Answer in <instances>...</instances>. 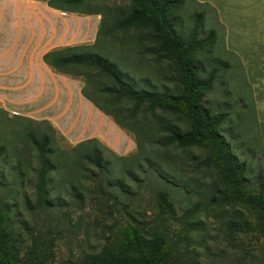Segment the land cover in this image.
<instances>
[{"label":"rangeland","instance_id":"obj_1","mask_svg":"<svg viewBox=\"0 0 264 264\" xmlns=\"http://www.w3.org/2000/svg\"><path fill=\"white\" fill-rule=\"evenodd\" d=\"M132 5L131 0L92 1L91 6L101 11L104 26L90 50L109 57L123 76L139 89L178 93L179 72L173 63L153 51L144 52L147 48H156L150 29L119 27ZM86 8L79 6L80 10ZM202 12L205 19L199 22L198 37L207 42L197 59L205 76L216 70L214 88L207 94L205 105L212 112L228 114L225 133L239 156L247 162L252 183L264 186V114L260 119L244 69L239 59L226 49L225 32L215 11L209 5L185 0L184 9L175 12L177 28L189 38L196 17ZM106 29H111L112 33L106 34ZM212 29L216 34L210 36ZM138 42H142L141 48ZM79 73L78 79L85 83L86 91L99 104L109 107L113 98V109L119 105L134 114L135 124L128 125V129L141 142L140 148L124 159H118L103 143H98L111 161L110 170L123 177L130 188L131 193L122 197L124 204L129 206V213L124 208L113 213V201L103 197L91 179H83L91 173V168L97 174L99 170L90 166L89 172L83 171L84 166L78 162L82 160L84 149L75 147L78 143H71L47 123L38 124L24 117L10 116L0 108V176L6 175L11 184L18 161L26 173L24 188L17 199L20 212L15 219L16 228L26 241L32 234L50 233L57 238L52 264H81L85 254L99 252L113 237L119 219L132 220V215L142 226L167 233L175 245L177 264H264V235L254 215L243 206L222 204V180L216 169L206 163L207 151L197 147L186 151L170 149L165 156L164 149L156 143L164 135L162 124L172 123L187 130L188 121L163 111L152 113L145 107L136 109L126 100L115 102L116 83L111 78L94 77L88 69H81ZM108 89H113V93ZM28 130L37 134L47 131L59 154L58 160L66 164L59 174L56 173L51 185L53 197L56 199L61 195L63 198L61 210L32 212L25 207L24 192L33 201L36 199L39 170L37 150L27 135ZM108 139L115 143L113 134ZM159 152L161 156L158 157ZM148 156L162 166L172 182L158 176L155 165L151 166L147 161ZM4 157H7V163ZM123 168L130 169L133 177L121 172ZM74 184L81 187L82 196L74 193ZM160 190L171 194L174 213H165L158 208L157 193ZM0 193L4 195L2 186ZM190 211L193 212L187 221ZM20 219L23 224L19 223Z\"/></svg>","mask_w":264,"mask_h":264},{"label":"trees","instance_id":"obj_2","mask_svg":"<svg viewBox=\"0 0 264 264\" xmlns=\"http://www.w3.org/2000/svg\"><path fill=\"white\" fill-rule=\"evenodd\" d=\"M92 1L94 0H48V4L66 12L101 14L100 10L91 6ZM131 1L132 9L122 19L119 27L124 29L147 27L150 29L156 48L155 50L147 48L144 52L151 53L153 51L173 63L179 72L180 91L178 93L137 88L123 76L116 63L109 57L92 52L90 45L52 50L45 54V62L55 72L73 78L79 77L81 69L91 70L94 77L107 76L116 83L115 102L126 100L128 103H133L136 109L145 107L152 113L163 111L178 115L188 121L187 130L172 123L162 124L161 132L164 135L156 143L164 149V155L166 156L170 149L186 151L197 147L206 150L208 153L206 163L216 169L222 180L223 188L220 192L222 204L243 206L248 209L254 215L259 229L264 235V186H256L252 183L248 176L247 162L239 156L236 146L225 133L224 125L227 122L228 114L212 112L205 105L207 94L214 88L216 70H211L205 76L197 59V54L203 50L207 42L198 37L201 29L199 22L205 19L204 13L197 15L189 38H185L177 28L175 13L177 10L184 9L185 0ZM79 6L87 8L80 10ZM103 23L104 20L101 22L98 35L103 32ZM110 33L112 30L106 29V34ZM215 34L216 30L212 29L210 36ZM138 44V47L141 48L142 42H138ZM108 91L113 93V89H108ZM83 94L103 113L110 116L124 131L131 134L128 125H133L135 122L132 112L119 105L113 109V98L110 106L104 107L95 101L85 88ZM25 119L38 124L47 123L54 129L47 120ZM27 135L37 150L39 170L35 186L36 199L33 201L28 193L24 192L25 207L32 212L61 210L63 198L61 195L56 199L53 197L51 185L55 181L56 173L59 174L66 164L58 160L59 154L52 146L53 139L47 131L37 134L28 130ZM135 140L140 148L141 142L136 138ZM98 143H100L98 139L92 138L75 145V147L84 149L82 160L78 162L80 166H84L83 171L89 172L90 166L99 170V174H97L91 168V173L86 174L83 179H91L94 182V188L103 197L113 201V213L121 208L128 211L129 206L124 204L122 197L131 193L130 188L123 177L115 175L110 170L111 161L105 157L104 151ZM104 147L118 159L126 157L116 154L105 145ZM157 156H161L160 152ZM146 159L151 166L155 165L159 177L168 183L172 182L162 166L158 165L159 163H154L150 156ZM4 162L7 163V157H4ZM121 172L133 177L130 169L123 168ZM61 177L65 178L64 175ZM25 179L26 173L22 169L20 161L17 163L16 174L11 184L7 182L6 175L0 176V186L4 188V195L0 193V264H52L56 236L38 232L32 234L26 241L16 228L15 219L20 212L17 199L22 193ZM80 189V186L73 185L74 193L82 196ZM157 202L158 208L162 212L174 213L175 206L168 191L160 190L157 193ZM192 212H189L187 221H189ZM131 218L132 220L119 219L113 237L107 240L99 252L85 254L81 264H177L178 256L175 245L167 233L150 230L139 224L134 216L131 215ZM19 223L23 224L22 219Z\"/></svg>","mask_w":264,"mask_h":264},{"label":"crops","instance_id":"obj_3","mask_svg":"<svg viewBox=\"0 0 264 264\" xmlns=\"http://www.w3.org/2000/svg\"><path fill=\"white\" fill-rule=\"evenodd\" d=\"M195 1L215 11L262 119L264 0ZM101 22L100 14L62 11L48 0H0V108L10 116L47 120L73 144L95 138L126 156L137 150L135 138L84 96L81 79L55 72L44 60L55 49L93 47ZM112 134L116 144L108 139Z\"/></svg>","mask_w":264,"mask_h":264}]
</instances>
